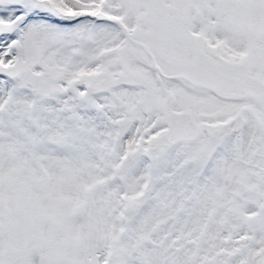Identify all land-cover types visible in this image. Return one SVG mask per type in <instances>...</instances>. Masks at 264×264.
I'll return each instance as SVG.
<instances>
[{
  "label": "snow or ice",
  "instance_id": "1",
  "mask_svg": "<svg viewBox=\"0 0 264 264\" xmlns=\"http://www.w3.org/2000/svg\"><path fill=\"white\" fill-rule=\"evenodd\" d=\"M0 264H264V0H0Z\"/></svg>",
  "mask_w": 264,
  "mask_h": 264
}]
</instances>
